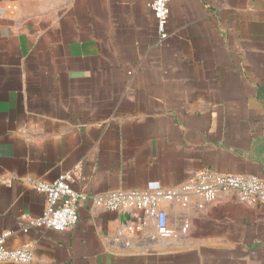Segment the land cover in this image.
<instances>
[{"label":"crops","instance_id":"0c3cea01","mask_svg":"<svg viewBox=\"0 0 264 264\" xmlns=\"http://www.w3.org/2000/svg\"><path fill=\"white\" fill-rule=\"evenodd\" d=\"M165 33L148 0H0V235L29 264H264V206L232 194L161 202L171 237L91 202L30 227L77 165L94 194L264 177V0H172Z\"/></svg>","mask_w":264,"mask_h":264},{"label":"built area","instance_id":"2783aa9c","mask_svg":"<svg viewBox=\"0 0 264 264\" xmlns=\"http://www.w3.org/2000/svg\"><path fill=\"white\" fill-rule=\"evenodd\" d=\"M172 0H148L158 25L161 39L166 37L165 27L169 17V4ZM80 165L59 175L50 184L35 183L33 189L45 199V209L41 217L30 221V227L55 231H66L76 226L79 207L91 202L94 207L111 212H138L155 221L162 237H171L176 231L168 226L167 215L160 209V203L181 201L187 204L192 197L205 203H212L219 194H232L239 203L248 206H264V177L250 175H222L204 170L175 188L154 190H125L104 194L77 191L73 184L78 180ZM187 219H180L179 230L186 233ZM6 232L0 235V263L29 264L33 260L31 245L9 250L5 247L10 237Z\"/></svg>","mask_w":264,"mask_h":264},{"label":"water","instance_id":"95a60500","mask_svg":"<svg viewBox=\"0 0 264 264\" xmlns=\"http://www.w3.org/2000/svg\"><path fill=\"white\" fill-rule=\"evenodd\" d=\"M123 213H124L125 215H129V216L132 215V212H131V211H124Z\"/></svg>","mask_w":264,"mask_h":264}]
</instances>
